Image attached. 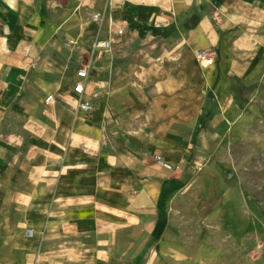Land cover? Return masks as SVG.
<instances>
[{
	"label": "crops",
	"instance_id": "1",
	"mask_svg": "<svg viewBox=\"0 0 264 264\" xmlns=\"http://www.w3.org/2000/svg\"><path fill=\"white\" fill-rule=\"evenodd\" d=\"M86 2L105 8L104 32L83 25ZM119 30L133 57L154 61L151 95L131 91L146 106L125 136L108 105L77 109L81 68L66 75L84 40L92 49ZM206 48L217 58L203 69ZM263 55L264 0H0V264H131L156 232L153 157L184 155L196 128L219 120L222 82ZM90 78L85 99L100 89Z\"/></svg>",
	"mask_w": 264,
	"mask_h": 264
},
{
	"label": "rangeland",
	"instance_id": "2",
	"mask_svg": "<svg viewBox=\"0 0 264 264\" xmlns=\"http://www.w3.org/2000/svg\"><path fill=\"white\" fill-rule=\"evenodd\" d=\"M81 15L83 25L95 22L98 33L104 32L105 8L86 2ZM120 31L110 32L108 54L93 52L84 40L80 61L66 74L72 79L79 68L90 66V81L100 82V89L89 98V112L112 108L115 136L137 129L129 114L142 112L146 103L130 94L151 95L146 69L154 64L137 60L142 53L133 57ZM100 54H112L113 60L97 75ZM217 98L219 120L203 121L175 162L159 156L172 170L159 165L146 173L147 181L158 184L156 232L131 264H264V55L243 75L224 80Z\"/></svg>",
	"mask_w": 264,
	"mask_h": 264
},
{
	"label": "built area",
	"instance_id": "3",
	"mask_svg": "<svg viewBox=\"0 0 264 264\" xmlns=\"http://www.w3.org/2000/svg\"><path fill=\"white\" fill-rule=\"evenodd\" d=\"M100 16L97 15L95 19H98ZM122 33V31H120ZM112 42L113 40L108 38L107 40H96L93 44V52H105L108 53L112 48ZM217 58V52L213 48H206V49H200L196 51V59L198 64L201 68L207 69L211 66H213L216 62ZM89 65L84 66L77 72V78L78 81L74 84L73 87V93L75 96H77V109L82 110L85 112H89L91 110V104L89 99H85L84 96L86 95V85L87 80L89 77ZM52 99L51 96L48 97L47 101H50ZM153 160L160 165L165 170L171 171L172 166L165 162L162 158L159 156H154ZM27 233L32 236L33 230L28 229Z\"/></svg>",
	"mask_w": 264,
	"mask_h": 264
}]
</instances>
